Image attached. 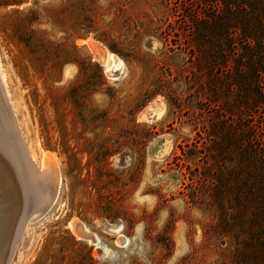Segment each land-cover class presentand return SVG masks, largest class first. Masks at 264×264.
<instances>
[{
  "label": "rangeland",
  "instance_id": "rangeland-1",
  "mask_svg": "<svg viewBox=\"0 0 264 264\" xmlns=\"http://www.w3.org/2000/svg\"><path fill=\"white\" fill-rule=\"evenodd\" d=\"M201 2L0 0L2 92L23 149L38 169L48 155L59 180L9 264H231L241 244L213 177L225 99L207 86ZM88 42L120 60L118 78Z\"/></svg>",
  "mask_w": 264,
  "mask_h": 264
},
{
  "label": "trees",
  "instance_id": "trees-1",
  "mask_svg": "<svg viewBox=\"0 0 264 264\" xmlns=\"http://www.w3.org/2000/svg\"><path fill=\"white\" fill-rule=\"evenodd\" d=\"M201 4L205 19L196 23V31L206 34L208 90L213 99H225L219 103L216 125L224 146L222 160L227 161L213 175L215 201L225 232L241 244L231 264H264V136L257 131L264 132V123L257 128L249 119L257 112L264 118V0Z\"/></svg>",
  "mask_w": 264,
  "mask_h": 264
},
{
  "label": "bare ground",
  "instance_id": "bare-ground-1",
  "mask_svg": "<svg viewBox=\"0 0 264 264\" xmlns=\"http://www.w3.org/2000/svg\"><path fill=\"white\" fill-rule=\"evenodd\" d=\"M87 46L94 58L105 67L106 74L112 78H118L122 70L120 60L100 48L96 43L88 42ZM1 86L0 264H9L20 233L31 219L32 214L35 215L37 212H45L49 209L53 200L54 189L59 180L55 178L54 170L49 167L48 163L52 160L48 161L50 160L48 155H44L41 169H38L23 149L17 126L8 103L5 101V94L3 95L4 91L2 92ZM57 175L59 176L58 173ZM84 231L87 233L86 228ZM89 238L90 235L88 234L87 239ZM92 239L96 244L95 236H91L90 240ZM126 241L124 237L118 239L121 246H124Z\"/></svg>",
  "mask_w": 264,
  "mask_h": 264
},
{
  "label": "water",
  "instance_id": "water-1",
  "mask_svg": "<svg viewBox=\"0 0 264 264\" xmlns=\"http://www.w3.org/2000/svg\"><path fill=\"white\" fill-rule=\"evenodd\" d=\"M73 228H74L76 234H77L80 238H82V239H87L88 234L84 231V227H83L81 224H79V223H75L74 226H73ZM89 239H91V236H90ZM89 239H87V240H89ZM92 241L94 242V239H92Z\"/></svg>",
  "mask_w": 264,
  "mask_h": 264
}]
</instances>
